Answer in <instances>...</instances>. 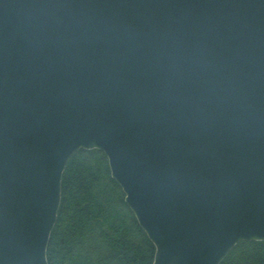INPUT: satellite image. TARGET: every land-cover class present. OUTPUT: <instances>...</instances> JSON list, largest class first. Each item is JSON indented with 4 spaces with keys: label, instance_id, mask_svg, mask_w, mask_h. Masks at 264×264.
Segmentation results:
<instances>
[{
    "label": "water",
    "instance_id": "water-1",
    "mask_svg": "<svg viewBox=\"0 0 264 264\" xmlns=\"http://www.w3.org/2000/svg\"><path fill=\"white\" fill-rule=\"evenodd\" d=\"M80 149L152 264L264 241V0H0V264H47Z\"/></svg>",
    "mask_w": 264,
    "mask_h": 264
},
{
    "label": "trees",
    "instance_id": "trees-1",
    "mask_svg": "<svg viewBox=\"0 0 264 264\" xmlns=\"http://www.w3.org/2000/svg\"><path fill=\"white\" fill-rule=\"evenodd\" d=\"M155 246L111 177L107 157L80 149L66 163L47 264H152ZM219 264H264V241H240Z\"/></svg>",
    "mask_w": 264,
    "mask_h": 264
}]
</instances>
